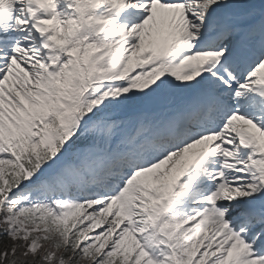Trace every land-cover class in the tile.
<instances>
[{"label":"snow or ice","instance_id":"1","mask_svg":"<svg viewBox=\"0 0 264 264\" xmlns=\"http://www.w3.org/2000/svg\"><path fill=\"white\" fill-rule=\"evenodd\" d=\"M0 264H264V0H0Z\"/></svg>","mask_w":264,"mask_h":264}]
</instances>
